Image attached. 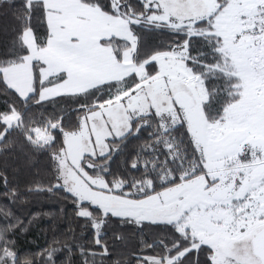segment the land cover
<instances>
[{
	"label": "snow or ice",
	"instance_id": "1",
	"mask_svg": "<svg viewBox=\"0 0 264 264\" xmlns=\"http://www.w3.org/2000/svg\"><path fill=\"white\" fill-rule=\"evenodd\" d=\"M0 264H264V0H0Z\"/></svg>",
	"mask_w": 264,
	"mask_h": 264
},
{
	"label": "trees",
	"instance_id": "2",
	"mask_svg": "<svg viewBox=\"0 0 264 264\" xmlns=\"http://www.w3.org/2000/svg\"><path fill=\"white\" fill-rule=\"evenodd\" d=\"M61 205L58 203L57 198L46 199L40 197L34 202H25L20 205V210L24 216H28L31 211L48 213L39 217V223L35 227L34 236L29 237L32 243H44V236L51 235V230H61L67 226L68 221L65 219L64 213L60 211ZM70 214L71 209L68 208Z\"/></svg>",
	"mask_w": 264,
	"mask_h": 264
}]
</instances>
